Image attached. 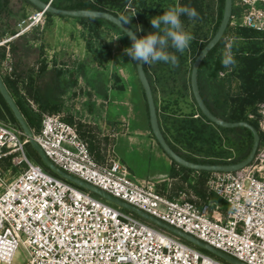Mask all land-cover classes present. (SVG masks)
Wrapping results in <instances>:
<instances>
[{"label": "built area", "instance_id": "1", "mask_svg": "<svg viewBox=\"0 0 264 264\" xmlns=\"http://www.w3.org/2000/svg\"><path fill=\"white\" fill-rule=\"evenodd\" d=\"M234 7L241 25L264 34V0H233ZM44 14L37 10L29 27ZM1 63L0 74L11 71L9 53ZM257 113L264 134V101ZM34 138L68 173L247 264H264V147L239 170L213 172L208 188L227 203L224 213L211 201L183 191L167 196L152 181H136L117 158L97 161L77 125L58 112L42 115ZM28 143L20 126L0 119V161L20 169L9 180L11 168L0 164V264H11L20 245L29 254L24 264H230L49 173L27 153Z\"/></svg>", "mask_w": 264, "mask_h": 264}, {"label": "trees", "instance_id": "2", "mask_svg": "<svg viewBox=\"0 0 264 264\" xmlns=\"http://www.w3.org/2000/svg\"><path fill=\"white\" fill-rule=\"evenodd\" d=\"M10 1L0 0V13L4 12ZM22 1L30 4L27 0ZM51 4L66 9L109 11L122 20L129 21L128 25L133 30L139 26L138 36L152 31L150 18L163 14V11L170 7L178 4L194 8L198 19H189L184 15L180 17L185 31L193 36L189 47L183 54L175 52L174 49H168L177 56L176 66L172 67L163 62L144 64V70L153 91L162 133L171 148L191 162L233 163L248 155L253 143L251 130L243 126L226 128L210 121L198 108L190 85L192 62L199 50L217 30L223 14L224 0H51ZM45 15L56 14L45 12ZM75 19L87 29L85 38L89 51L93 49L92 39L101 36L100 28L110 25L123 33L116 25L104 19L87 17ZM233 20L237 21L233 24ZM239 22L240 13L234 7L223 37L204 57L199 66L198 85L205 104L215 116L227 121H248L259 131L261 145L264 143V134L257 123L259 116L257 104L264 101V34L245 27ZM1 29L0 24V38L9 33L10 36L18 33L14 29L10 32ZM17 36L24 38L25 33ZM126 38L130 42L127 36ZM8 46L11 52L15 51L14 42L10 41ZM0 50L3 56L5 46H1ZM225 55H230L234 60V63L227 67L221 62ZM20 65L21 61L18 60L14 64L12 73L2 75V78L29 127L34 134H37L44 113L59 112L64 108L62 99L64 87L61 81L63 69L56 66L49 67L46 61H42L37 69L20 68ZM220 72H223V75ZM115 88L123 89V85L116 83ZM29 100L34 103L35 108ZM146 111L148 117L147 105ZM249 114H253L254 117L250 118ZM0 119L19 126L1 94ZM67 122L73 123L70 118ZM79 134L88 143L95 159L102 161L101 153L94 152L93 135H86L80 131ZM28 146L31 147L29 143ZM31 151L36 162L49 173L58 176L42 163L32 147ZM172 162L179 168L196 172L204 178L212 173L185 168ZM0 164L4 170L12 167L8 159L0 161ZM11 172L16 173L14 167ZM173 172L177 173L175 169ZM181 176L185 181H189L187 174ZM194 188L204 201L220 205L222 211L227 212V203L215 192H206L196 185ZM200 250L209 253L206 250Z\"/></svg>", "mask_w": 264, "mask_h": 264}, {"label": "rangeland", "instance_id": "3", "mask_svg": "<svg viewBox=\"0 0 264 264\" xmlns=\"http://www.w3.org/2000/svg\"><path fill=\"white\" fill-rule=\"evenodd\" d=\"M37 10L22 0H11L4 12L0 13L2 29L25 33L24 38L15 35L10 38L9 32L3 36L10 40L0 45L6 48L3 56L0 50V71L3 66L1 61L6 58L7 53L12 69L1 74L10 75L18 60L21 61L20 68L37 69L42 61H46L49 67H61L64 108L58 113L65 121L70 118L80 133L93 135L94 152L101 153L102 161L117 158L128 167L136 181H152L167 196H177L183 191L187 197L197 196L203 200L194 186L211 192L208 181L213 177V172L204 178L196 172L179 168L153 138L142 88L136 80L134 87L128 81L127 74L134 73V69L124 61L123 49L130 44L126 36L110 25L100 28L101 36L92 39L93 49L89 51L85 38L87 29L74 17L44 14L39 22L29 27L30 17ZM236 21L233 20V24ZM10 41L16 46L14 52L9 49ZM116 83L122 84L123 89L115 88ZM263 147L264 143L259 149L263 150ZM26 150L29 155L32 154L31 147L27 146ZM14 169L16 173L20 170L19 167ZM174 169L179 174H174ZM16 173L9 171L5 176L10 180L8 176ZM182 174H187L190 182L185 181ZM261 174L264 176V170ZM90 193L127 211L93 192ZM28 257L27 250L20 245L11 264H24Z\"/></svg>", "mask_w": 264, "mask_h": 264}, {"label": "water", "instance_id": "4", "mask_svg": "<svg viewBox=\"0 0 264 264\" xmlns=\"http://www.w3.org/2000/svg\"><path fill=\"white\" fill-rule=\"evenodd\" d=\"M32 6L37 8L39 11L53 13L56 15H62V16H69V17H87V18H99L107 20L114 25H116L123 33H127L128 29L131 27L128 24H124L122 22V19L113 13L109 11H102V10H88V9H66V8H59L56 6H53L51 4V0L49 1H43V0H27ZM232 9H233V0H224V9L222 18L220 21V24L215 31V33L212 35V37L206 42V44L199 50L197 55L195 56L191 71H190V85H191V91L193 94V97L195 99V102L200 109V111L213 123L226 127V128H232L237 126H243L251 130L253 134V143L251 146V149L248 153V155L238 161L233 163H195L186 160L182 156H180L177 152H175L171 146L166 141L158 119V113L156 109L155 99L153 95V91L150 85V82L146 76L145 70H144V64H140L139 62L135 63V71L137 75V79L139 81V84L142 88L145 102L147 105L148 110V118H149V126L152 135L154 136L156 142L160 146V148L163 150V152L174 162H176L178 165L183 166L185 168L193 169L196 171L203 170L207 172H233L236 170H239L248 164H250L259 148L260 145V134L259 131L254 127L251 123L248 121H227L224 119H221L217 116H215L210 109L205 104L203 97L201 95L199 85H198V69L199 66L204 59V57L209 53V51L220 41V39L223 37L225 30L229 24V21L231 19L232 15ZM124 33V34H125ZM137 34V33H136ZM127 37L128 35L125 34ZM138 36V34H137ZM0 94L5 100L6 104L10 108L13 116L15 117L18 125L23 130L24 134L28 138V142L31 145V147L34 149V151L38 154L40 157V160L42 163L53 173L57 174L60 178H63L69 182L74 183L75 185L88 190L90 192H93L100 197L126 209L127 211L132 212L133 214L145 219L146 221L150 222L154 226H157L159 228H162L163 230L178 236L182 240L194 245L195 247H198L200 249L206 250L209 253L213 254L214 256L230 263V264H247L238 258L225 253L224 251L208 244L207 242L195 237L194 235H191L190 233H187L183 231L180 228H177L160 218L151 215L150 213L108 193L107 191L101 189L100 187L89 183L73 174L68 173L67 171L63 170L59 166H57L55 163H53L49 157L45 154L39 143L34 138V133L29 127L24 115L22 114L20 108L18 107L15 99L11 95L10 91L8 90L6 84L3 81L2 75L0 74Z\"/></svg>", "mask_w": 264, "mask_h": 264}, {"label": "clouds", "instance_id": "5", "mask_svg": "<svg viewBox=\"0 0 264 264\" xmlns=\"http://www.w3.org/2000/svg\"><path fill=\"white\" fill-rule=\"evenodd\" d=\"M184 15L189 19H198V14L194 8L179 6L170 7L164 10L163 14L152 16L150 25L152 31L143 36H137L140 31L139 26L133 30L128 29L127 34L130 44L123 49L125 55L133 62L140 64H154L163 62L175 67L177 56L168 51L174 49L175 52L183 54L189 47L193 36L185 31L180 17ZM124 24L129 21L122 20ZM222 65L227 67L234 63L230 55H225L222 59Z\"/></svg>", "mask_w": 264, "mask_h": 264}, {"label": "crops", "instance_id": "6", "mask_svg": "<svg viewBox=\"0 0 264 264\" xmlns=\"http://www.w3.org/2000/svg\"><path fill=\"white\" fill-rule=\"evenodd\" d=\"M126 60V61H125ZM124 61L125 62H127V63H130L131 64V66L133 67V69H134V73H130V72H128V81L130 82V84L134 87L135 86V84H134V81L136 80V82H137V84L138 85H140L139 84V81H138V79H137V75H136V71H135V64H134V62L133 61H131V60H129V57L127 56V55H125V57H124ZM133 64V65H132ZM122 80H123V82H124V86H125V88H127V84L125 85V79L122 77ZM143 92V91H142ZM144 95V94H143ZM144 100H145V98H144ZM145 105H146V102H145Z\"/></svg>", "mask_w": 264, "mask_h": 264}]
</instances>
